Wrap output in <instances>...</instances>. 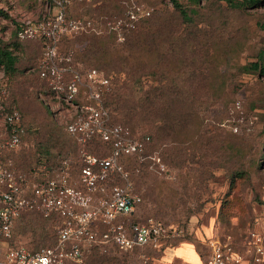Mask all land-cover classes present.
<instances>
[{
  "label": "rangeland",
  "instance_id": "obj_1",
  "mask_svg": "<svg viewBox=\"0 0 264 264\" xmlns=\"http://www.w3.org/2000/svg\"><path fill=\"white\" fill-rule=\"evenodd\" d=\"M178 2L191 10L190 20L183 19L171 0L72 4L66 19L90 23L60 37L57 57L70 55L78 70L96 68L107 75L102 102L110 122L127 118L133 136L149 137L145 155L160 158L120 160L132 192L141 198L123 221L152 218L177 225L185 232L183 243L198 252H205L210 237L229 238L247 257L248 232L264 229V75L251 65L264 49V0L246 8H232L224 0ZM140 6L149 15H142ZM46 9L44 0H0V10L8 15H0V38L16 41L14 31L41 20ZM19 43L17 73L7 75L0 66V105L17 106L27 128L19 150L11 154L15 167L36 182L55 176L63 166L69 185L85 191L84 153L103 157L109 147L97 138L82 142L69 135L65 125L73 110L65 104L47 98L54 114L47 112L40 102L37 72L46 57L42 40ZM236 101L239 109L233 107ZM168 115L172 127L160 130L156 139L154 127ZM42 156L52 166L29 174ZM94 171L99 172L97 167ZM115 184L125 180L111 171L99 182L107 189ZM60 222L57 215L24 211L11 245H50ZM6 247L0 244V257ZM107 248L102 256L91 250L87 264H169L162 258L165 248Z\"/></svg>",
  "mask_w": 264,
  "mask_h": 264
},
{
  "label": "built area",
  "instance_id": "obj_2",
  "mask_svg": "<svg viewBox=\"0 0 264 264\" xmlns=\"http://www.w3.org/2000/svg\"><path fill=\"white\" fill-rule=\"evenodd\" d=\"M44 1L46 14L36 23L20 26L18 37L21 40L39 37L45 41L46 57L39 65L40 76L48 79L52 97L73 110L65 125L66 132L82 142L98 138L108 143L109 149L103 157L84 153L85 191L69 185L63 166L55 176L46 175L31 182L25 172L15 167L11 156L19 150L24 134L20 112L0 105V244L7 245L0 264H87L85 259L93 248L107 252V247H116L132 252L138 248H160L169 240L183 238L182 228L157 219L130 224L123 221L134 212L141 198L132 192L121 158L136 156L141 161L149 158L153 162H159L160 158L145 155L148 136L135 137L127 126L110 122L109 109L102 102V89L109 87L106 75L96 68L78 70L70 55L57 57L60 37L90 23L67 20L68 8L88 0ZM138 10L144 16L150 13L142 6ZM233 107L239 109V101ZM95 167L99 172L95 173ZM109 171L117 172L125 184H115L109 189L99 185ZM98 192L100 197L96 198ZM33 210L61 217L54 243L35 250L9 247L17 219L24 211ZM246 255L229 238L210 237L201 264H264V229L248 232Z\"/></svg>",
  "mask_w": 264,
  "mask_h": 264
},
{
  "label": "trees",
  "instance_id": "obj_3",
  "mask_svg": "<svg viewBox=\"0 0 264 264\" xmlns=\"http://www.w3.org/2000/svg\"><path fill=\"white\" fill-rule=\"evenodd\" d=\"M187 1L190 2V3L191 2L192 3H198L200 0H187ZM224 1L227 3V5H229L232 8H246V7H251V6H257L261 2V0H224ZM171 2L173 3L175 9L178 10L179 14L183 17L184 20H190L191 17H190L189 12H191V10L189 11L188 9L184 8L178 2V0H171ZM0 15H3L4 17H8L6 12H4L3 10H0ZM14 37H16L17 39H16V41H12V42H5V41H3L0 38V66H2L4 72L7 75H10V76H13L18 71L17 70L18 55L16 53L20 49V43L19 42H21V39L18 37V31L17 30L14 31ZM41 40H42V46L44 48L45 41L43 39H41ZM251 65L261 75H264V49L261 50L260 53L258 54V60L256 62H253V64H251ZM37 72H38L39 78H40V80L42 82V84H41V86L39 88V95L41 96L40 102L42 103V105L45 107V109L47 110V112L49 114L50 113L54 114L52 112L51 107L49 106V103L46 102L47 98H50V100H54V98L51 97L52 93H51V91L49 89V86H48V79L47 78H42L40 76V69L38 67H37ZM118 101H119L120 105L123 104V99H118ZM116 102H117V100H116ZM12 108L17 109L20 112V110L18 109L17 106H14ZM20 115H21V124H22V126L24 128L23 136H25V134L27 132V128H26V126L23 123L24 121H23V116H22L21 112H20ZM122 117H124V116H122ZM125 119L126 120H124V121L118 122V124H122L124 126H127L130 129V131L132 132V128L128 125L129 124V120L127 118H125ZM180 121L184 122L185 119L182 116H180ZM158 122L160 123L159 126H155L154 127V130H155V133H156V139L157 138L159 139V134H161L159 132L160 130H166V129L169 130L172 127V119H171V116H169V115L168 116H164L162 119L159 118ZM23 136H22V143H23ZM163 136H165V135H163ZM99 141H101V140H99ZM103 143L108 145V143H106V142H103ZM132 157H136V156H126V157H122L121 159H128V158H132ZM54 165H57L56 162H55ZM51 166H52V164L50 163V159L48 157L42 156V158L36 160L35 163L33 164V166L28 169V172H30L29 174H33L34 171H37L40 168L51 167ZM32 169H33V171H32ZM135 222H138V221H135ZM163 223L167 224L165 222H163ZM55 239H56V235H55ZM11 240H10L8 246L9 247H16V246H12L11 245ZM181 242H186V236H184L183 238H179V239L169 240L166 244H163V246H161L160 248H155V249H158V251L159 250H163L166 246L167 247H174L175 245H177V244H179ZM147 248H152V247H147ZM30 250H35V249H30ZM92 250L95 251V254H99V256H102L103 253H106V252H101V250H99L98 248H93ZM198 254H199V257H200V260H201V262H200V264H201L202 261H203V258H204V252L199 250ZM104 257H106V256H104ZM99 258H101V257H99ZM170 264H178V263H170Z\"/></svg>",
  "mask_w": 264,
  "mask_h": 264
},
{
  "label": "crops",
  "instance_id": "obj_4",
  "mask_svg": "<svg viewBox=\"0 0 264 264\" xmlns=\"http://www.w3.org/2000/svg\"><path fill=\"white\" fill-rule=\"evenodd\" d=\"M163 254V260L169 264H200L201 262L197 249L191 243L185 244L181 242L174 247H166ZM181 261L183 263H181Z\"/></svg>",
  "mask_w": 264,
  "mask_h": 264
}]
</instances>
